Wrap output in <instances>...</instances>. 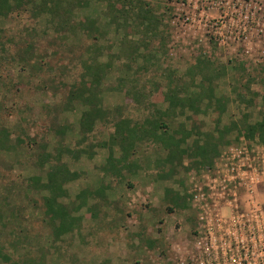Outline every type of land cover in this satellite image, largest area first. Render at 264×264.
<instances>
[{"label":"rangeland","instance_id":"obj_1","mask_svg":"<svg viewBox=\"0 0 264 264\" xmlns=\"http://www.w3.org/2000/svg\"><path fill=\"white\" fill-rule=\"evenodd\" d=\"M109 1L92 0L89 7L76 9L79 19H97L107 32L99 41L83 31L56 33L48 16L29 10L0 17V55L6 60L0 57V128L8 131L9 144L22 140L16 151L0 150V264H264V144L244 131L264 119V0H142L156 12L162 38L141 37L142 28H134L136 17L131 16L122 51L123 29L107 25L103 16ZM140 40L157 53V62L135 74L143 58L131 51ZM93 44L102 46L97 61L108 64L100 94L109 114L84 137L79 127L84 106L66 109L64 103L71 85L80 82L86 50L95 52L89 50ZM28 46L29 64H20ZM198 58L210 60L212 73L219 75L213 87L225 110L220 129L238 126L225 135L230 144L219 149L211 167L191 168L185 157L174 163L171 177L160 178L173 167L162 165L166 151L139 141L126 161L135 165L134 175L127 169L118 177L105 173L110 148L116 159L121 157L120 147L110 143L114 123L121 118L142 126L154 109L164 111L171 78L178 79L179 88L189 82ZM118 88L132 91L134 100ZM211 107L206 115L177 110L163 119L177 139L185 136L179 134L180 125L186 132L198 128L182 144L189 148L215 128L219 114L214 103ZM63 125L69 130L59 138L55 130ZM33 140L47 141L49 152L58 143L72 151L62 159L78 177L65 186L69 197L62 202L76 226L60 238L53 236L45 216L47 192L26 188L31 176L45 180L44 171L33 164L37 151L26 148ZM238 156L251 168L244 176L248 179L231 186L223 181L231 179L228 167ZM166 189L185 193L188 208L177 209L172 196L165 198ZM82 192L85 204L74 210ZM2 255L10 260L5 263Z\"/></svg>","mask_w":264,"mask_h":264},{"label":"trees","instance_id":"obj_2","mask_svg":"<svg viewBox=\"0 0 264 264\" xmlns=\"http://www.w3.org/2000/svg\"><path fill=\"white\" fill-rule=\"evenodd\" d=\"M91 1L92 0H0V17L7 18L14 10H29L35 14L36 17L48 16L47 22L52 25L56 33L61 32L65 35L70 34V36H74L77 32L83 31L88 34V38L99 41L106 36L107 32L105 30L103 31L102 27L98 25L97 19L87 17L79 19L76 14L77 8H87L90 6ZM133 12H135V15ZM103 16L107 20V25L115 26V29L121 28L125 33L124 38L120 40V51L123 49L125 50V43L128 42L126 30L129 29L130 22L128 21L132 20L131 16L136 17L134 28H136V30L140 27L142 28L141 37H161L162 32L160 31L159 19L156 17V12L145 1L110 0L108 4H106ZM120 21H122V23H120ZM1 30L0 28V40L2 38ZM65 35L60 37L66 39ZM135 44L131 52L137 55L136 57L140 56L143 58V64L138 66L135 72V74H137L141 71L148 70L151 63L157 62V53L150 52L147 48L148 45L141 40ZM0 45L3 49L4 44L0 42ZM28 48L29 46L23 51L24 54L18 61L20 64H29L26 58V54L29 50ZM142 48L143 51H140ZM101 49V45H94L92 48L90 47L89 50L91 52L95 50V52L90 53L86 50L87 57L81 59L82 73L80 82L71 85L66 102L64 103L66 109H72L75 105L79 104L84 106L85 109L81 113L79 120L80 133L84 137L93 131L95 124L106 121L107 115L109 114V112L103 110L101 106L100 86L101 82L107 77V72L109 71L107 63H100L97 61V58L100 56L97 52ZM88 57L90 59H88ZM131 58L132 56L130 55V59ZM11 59L12 61L14 60L13 58ZM3 60H5V58ZM135 62L136 60H134V63ZM211 67L212 62L210 60L198 58L196 64L192 67V72L190 71V81L184 82L180 88L178 87V79L170 77L175 81L172 86L167 88V93H164L163 99L167 102V108L164 111L154 109L153 112H151L153 118L151 116L146 119L142 126H130L129 120L118 119L114 123L115 131L110 135V143L111 145L120 147L121 157L116 159L112 154L113 149L110 148V153L103 171L118 177L121 175L122 169H127L130 172L129 174L134 175L136 172L135 165L132 163L129 165L126 161L130 156V150H133L136 142L139 141L153 142V144L158 145V147L166 151L162 165H171L173 167L170 170L171 172L167 171V176L164 175L163 172L158 175L160 178L171 177L172 172L175 170L174 163H181L180 161L185 157L190 159L191 168L211 167L215 162V158L218 156L219 149L230 144V141L225 139V135L231 133L234 131V128L237 129L238 127L236 123H230L228 126H224L220 129V117L225 110L223 104H221L222 101L220 98L217 99L214 97L213 81L219 78V75L212 73ZM128 71H132L131 66L126 68V72ZM194 74H196L195 77H193ZM199 76L201 80L197 81L196 77ZM171 79L169 81H171ZM121 83L123 82L121 81ZM120 87L123 86L120 85ZM117 92L124 94L126 97H133L134 100L132 91L123 92L118 88ZM212 103L216 105V108L213 109L219 114L213 131L203 132L201 135L202 137L199 139L197 138L195 143L189 148L188 146L182 147L186 137L190 136L192 131L194 132L198 128L194 126L189 129L192 131L186 132L184 125H180L179 128L181 132L179 133V131L176 130L175 133L185 136L177 139L173 136V132L168 131L167 124L164 122L163 117H168V114L173 117L177 110L183 115L186 112L191 113L193 116L206 115L208 110L212 108ZM60 127L61 126H58L55 130V134L59 138L64 137L66 131L69 130V126L67 125H63L62 128ZM198 131L199 130H197V133ZM244 131L249 138L253 139L254 137H258L264 144V119L254 125H249ZM8 139V131L5 128H0V150L10 152L11 150L16 151L17 148H21V138L18 137L16 143L13 145L8 143ZM48 145V142L45 140L41 142L33 140L32 144L30 143L27 145L26 148L31 146L30 148H32V150L37 151L32 157L34 158L33 164L41 171H44L45 180H42L41 175L31 176L28 179L29 184L26 185V188H28L27 190L30 188V190H34L39 194L41 192H47L48 195L42 197L45 207V216L49 221L53 236L55 238H60L63 234L70 233L76 226V218H73L62 200L69 197L65 186L70 181L77 178L78 174L76 172H71L63 162L62 158L64 153H72L68 147L58 143L53 148V152H49ZM190 167H187L186 170H191ZM172 193L170 189H166L165 198L172 196L171 202L177 209L188 208L186 200L188 196L185 193L184 197L181 196L179 192ZM86 196L85 192L79 193L76 196V199L79 200L80 203L74 210H78L85 204ZM3 212V207L0 205V222L3 221ZM151 244L152 243H149L148 245ZM1 257L5 263L10 260L9 256L2 255Z\"/></svg>","mask_w":264,"mask_h":264},{"label":"built area","instance_id":"obj_3","mask_svg":"<svg viewBox=\"0 0 264 264\" xmlns=\"http://www.w3.org/2000/svg\"><path fill=\"white\" fill-rule=\"evenodd\" d=\"M243 150H245V149L243 148ZM246 158H248V157H246ZM234 159H235V157H234ZM244 160H246V159L244 158ZM244 160L240 159V157H239V158H237L236 164L230 163L229 167L225 165L226 167L230 168V170L227 169V171L229 170V172H230V175H228L227 177H230L231 179H228V181H227V179H224L223 182H228V184L233 182V183H231V186H232L233 184H235L236 180L239 182V184H242L240 182H242L244 179H248V178H245L244 176L246 174V170L248 171V169L251 168V165H249V167L247 166V168L244 167L245 166ZM233 187L236 188V185ZM225 188H226V185H225ZM225 188L223 187L222 190L224 191ZM259 210L260 209H257L256 213L259 212ZM260 211H261L260 219L264 221V211L262 209ZM256 218H258V217H256ZM200 219L203 220L202 217H200Z\"/></svg>","mask_w":264,"mask_h":264}]
</instances>
